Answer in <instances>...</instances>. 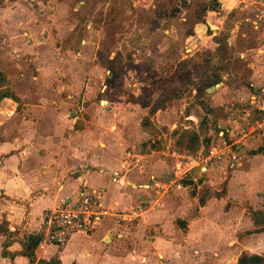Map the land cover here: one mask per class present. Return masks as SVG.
<instances>
[{
    "label": "rangeland",
    "instance_id": "obj_1",
    "mask_svg": "<svg viewBox=\"0 0 264 264\" xmlns=\"http://www.w3.org/2000/svg\"><path fill=\"white\" fill-rule=\"evenodd\" d=\"M22 13L15 25L3 22ZM208 14L221 21L211 40L195 30ZM243 17L238 10L221 9L217 0H0V47L13 53L7 62L17 70L12 74L19 79L25 75L27 82L17 85L21 96L44 98L47 112L71 115L82 128L94 131L97 147L103 142L101 129L109 123L110 141L119 136L131 153L152 152L153 144L156 152L149 158L165 163V175L158 181H166L175 163L187 156L198 160L191 169L195 172L222 139L232 142L235 153H248L258 135L264 137L263 127L251 141L247 137L234 143L239 134L230 131L234 120L247 129L260 119L248 109L247 97L251 83H260L264 73L255 51L257 34ZM220 81L227 88L210 104L217 86L205 88ZM4 90L12 91L9 86ZM17 102L21 110L22 99ZM184 129L199 132L197 150L176 144ZM191 171L161 199L149 193L150 201L125 212L159 211L175 187L191 197L196 191ZM218 188L222 191L223 184ZM215 191L203 186L198 200ZM191 252L208 256L207 250Z\"/></svg>",
    "mask_w": 264,
    "mask_h": 264
},
{
    "label": "crops",
    "instance_id": "obj_2",
    "mask_svg": "<svg viewBox=\"0 0 264 264\" xmlns=\"http://www.w3.org/2000/svg\"><path fill=\"white\" fill-rule=\"evenodd\" d=\"M23 17V13L12 14L3 22L15 25ZM206 19L197 22L195 30L211 40L221 21L214 18L211 25L217 27L210 29ZM202 23L207 27L201 28ZM253 31L258 45L259 34ZM255 51L262 61L259 71L264 73V54ZM12 57L0 47V264H53L52 260L60 264H236L241 254L264 255V137L260 135L256 147L248 153L236 152L233 162L228 155L211 160L206 153L207 165L201 162L190 173L196 188L191 197L175 187L159 211H144L134 222L107 217L89 232L74 233L64 246L37 243L31 257L23 254L28 238L36 237L42 212L75 199L82 185L99 191L113 212L150 201L149 193L161 199L170 189L149 188L152 179L159 180L166 172L164 162L149 158L156 152L153 144L152 152L131 153L119 136L110 141L109 123L101 129L103 142L97 147L94 131L82 128L71 115L47 112L44 98L21 96L18 86L27 81L25 75L19 79L12 74L17 72L14 64L7 65ZM262 78L251 83V92L264 82ZM8 86L12 91L4 90ZM216 86L210 104L227 88L222 81ZM203 186L216 191L198 200ZM192 250H207L208 256L196 257ZM163 257L170 259L161 261Z\"/></svg>",
    "mask_w": 264,
    "mask_h": 264
},
{
    "label": "built area",
    "instance_id": "obj_3",
    "mask_svg": "<svg viewBox=\"0 0 264 264\" xmlns=\"http://www.w3.org/2000/svg\"><path fill=\"white\" fill-rule=\"evenodd\" d=\"M221 9L226 12L238 10L243 13L244 22L250 23L253 30L258 32V45L256 50L264 54V0H217ZM214 16L207 15L205 22L213 24ZM249 110L262 112L261 117L247 129L237 120H234V128L231 132L236 131L239 135L234 143L243 141L250 137L255 130L264 127V82L254 86L247 101ZM232 142L223 141L219 146H212L207 155L209 158H221L228 155L233 162L237 156L231 149ZM187 160H178L172 170V176L166 181L152 179L149 188L165 192L168 187L175 184L180 179L185 178L191 169L199 164L198 160L187 156ZM200 162L204 165L206 159L202 157ZM145 210L131 209L129 212H113L107 208L101 199V193L82 185L73 200H67L51 208H46L40 218V226L36 232L39 245L53 244L64 246L70 237L76 232H89L93 230L103 219L112 217L117 222L131 221L142 216Z\"/></svg>",
    "mask_w": 264,
    "mask_h": 264
},
{
    "label": "trees",
    "instance_id": "obj_4",
    "mask_svg": "<svg viewBox=\"0 0 264 264\" xmlns=\"http://www.w3.org/2000/svg\"><path fill=\"white\" fill-rule=\"evenodd\" d=\"M258 113V111H257ZM261 117L262 112L258 113ZM209 142V139L207 140ZM201 139L198 131L184 129L176 140V144L185 149L194 151L200 147ZM202 202V201H200ZM38 243L37 237L28 238V242L24 245L22 253L28 257L33 255V247ZM53 264H60L57 261L52 260ZM236 264H264V255L257 254H241Z\"/></svg>",
    "mask_w": 264,
    "mask_h": 264
},
{
    "label": "water",
    "instance_id": "obj_5",
    "mask_svg": "<svg viewBox=\"0 0 264 264\" xmlns=\"http://www.w3.org/2000/svg\"><path fill=\"white\" fill-rule=\"evenodd\" d=\"M208 26L210 27V29H216V27H217L216 25H211V24L208 25ZM202 27H204V28L207 27L206 23H202V24H201V28H202ZM228 41H230V37L228 38ZM213 87H214V86H212L211 88H213Z\"/></svg>",
    "mask_w": 264,
    "mask_h": 264
}]
</instances>
